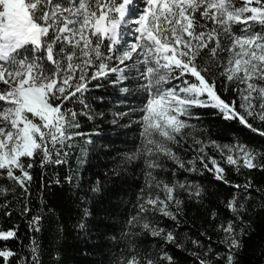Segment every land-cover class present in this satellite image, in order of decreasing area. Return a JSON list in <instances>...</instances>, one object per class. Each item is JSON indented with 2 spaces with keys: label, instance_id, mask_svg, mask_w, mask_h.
Returning <instances> with one entry per match:
<instances>
[{
  "label": "snow or ice",
  "instance_id": "obj_1",
  "mask_svg": "<svg viewBox=\"0 0 264 264\" xmlns=\"http://www.w3.org/2000/svg\"><path fill=\"white\" fill-rule=\"evenodd\" d=\"M108 88L121 99L100 110L94 102L103 104L104 96L91 93ZM129 97L138 98L137 106L121 107L131 103ZM196 108L213 109L214 115L264 137V0H0V180L11 182L0 184V197L6 201L19 188L28 201L25 215L31 212V170L37 160L41 167L62 165L76 148L87 156L103 123L137 125L135 148L108 173L119 177L135 164L142 166L144 177L135 214L123 232L130 255L118 264H175L163 248L158 258L139 251L142 236L184 249L159 218L179 227L180 193L199 201L205 190L166 179L162 174L168 171L173 177L181 171H207L233 188L223 202L228 218L211 213L213 221L219 220L215 231L223 251L213 256L212 244L205 249L192 239L194 248L204 250L188 254L196 264H236L242 237L248 234V205L253 192L264 194V189L251 178L243 184L228 180L223 165L238 175L243 169L264 171V151L240 142H204L197 125L190 123L200 119ZM82 120L93 131H84ZM185 145V152L194 153L191 158L179 152ZM103 190L99 178L90 189L94 194ZM41 220L39 214L32 216L29 230L40 232ZM19 239L18 228L0 229V264H41L37 241L21 244L30 253L26 256L11 247Z\"/></svg>",
  "mask_w": 264,
  "mask_h": 264
},
{
  "label": "trees",
  "instance_id": "obj_2",
  "mask_svg": "<svg viewBox=\"0 0 264 264\" xmlns=\"http://www.w3.org/2000/svg\"><path fill=\"white\" fill-rule=\"evenodd\" d=\"M104 96V103L94 102V106L107 111L121 99L112 88L93 91L91 96ZM231 98V97H229ZM126 105L121 107H134L139 103L138 98L129 97ZM200 119H192L190 123L196 124L200 139L204 142L216 141L218 144H233L240 142L257 150L264 151V137L251 132L238 122L225 121L214 115L213 109L196 108L193 110ZM110 119V117H109ZM254 126L260 128L258 122ZM83 130L91 132L93 126L82 120ZM101 135L93 136L96 146L82 156L79 148L73 150L68 162L62 165L49 164L41 167L39 160L32 169L34 181L31 186L30 202L31 212H23V206L28 202L17 192L9 194L5 201L0 197V229L18 228L19 241L11 242V247L22 255H30L27 247L29 240L34 238L40 246L41 264H118L122 256H128V245L123 238L125 225L130 216L135 214L137 196L144 186L141 165H130L119 177L108 175L119 163V158L127 151L135 148L139 139V127L117 128L109 123L100 125ZM81 143H83L81 141ZM181 147L179 152L185 159L191 158L192 151L185 152ZM211 155L221 161V156L211 147L207 149ZM86 162L80 164L79 160ZM169 169L174 167L166 162ZM227 169V179L234 183L243 184L246 178H251L253 184L264 189V171L243 169V174H237L231 166L223 165ZM166 179L188 181L199 184L205 190L203 199L197 201L190 199L186 193L181 192L184 200L183 210L179 216V227L176 222L167 218H159L161 227L175 232L177 241L184 245L183 250L174 245H166L162 240L147 236L137 239L138 250L149 252L158 258L162 248L175 259V264H196L195 258L189 251H203L193 247L191 240L202 242L205 249L212 244L215 252L223 251L217 243L219 234L215 231L216 223L211 219L215 210L220 219H227L228 211L224 208V201L233 194V188L216 181L207 171L203 174L179 172L173 177L171 171L162 174ZM72 177L71 182L66 179ZM104 184V190L99 194L90 191L97 179ZM0 184L11 186V182L0 180ZM5 202L7 207H4ZM264 194L253 192L244 221L248 222L247 235L242 237V249L238 252L236 264H264ZM91 213L85 216V212ZM10 213L6 215L5 213ZM42 216L41 231L29 230V221L32 216ZM86 227L81 229L80 225ZM201 233L206 235L202 236ZM211 237V240L208 238ZM223 264V261L220 262Z\"/></svg>",
  "mask_w": 264,
  "mask_h": 264
},
{
  "label": "rangeland",
  "instance_id": "obj_3",
  "mask_svg": "<svg viewBox=\"0 0 264 264\" xmlns=\"http://www.w3.org/2000/svg\"><path fill=\"white\" fill-rule=\"evenodd\" d=\"M137 3L139 4L140 3V0H137Z\"/></svg>",
  "mask_w": 264,
  "mask_h": 264
}]
</instances>
